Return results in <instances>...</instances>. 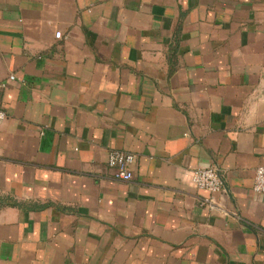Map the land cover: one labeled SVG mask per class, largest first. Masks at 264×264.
Returning <instances> with one entry per match:
<instances>
[{
	"label": "crops",
	"instance_id": "0c3cea01",
	"mask_svg": "<svg viewBox=\"0 0 264 264\" xmlns=\"http://www.w3.org/2000/svg\"><path fill=\"white\" fill-rule=\"evenodd\" d=\"M2 84L0 264H264V0H0Z\"/></svg>",
	"mask_w": 264,
	"mask_h": 264
},
{
	"label": "built area",
	"instance_id": "2783aa9c",
	"mask_svg": "<svg viewBox=\"0 0 264 264\" xmlns=\"http://www.w3.org/2000/svg\"><path fill=\"white\" fill-rule=\"evenodd\" d=\"M57 38H61V33H57ZM14 80V76H11ZM4 85H0V89ZM7 114L0 109V126L6 121ZM137 160V156L132 153L113 150L108 157V166L115 171V178L119 181L129 182L134 178L133 166ZM192 183L201 190L215 193L221 190L224 182L217 166L207 169L194 170L191 173ZM254 191L264 194V165L257 168L254 179Z\"/></svg>",
	"mask_w": 264,
	"mask_h": 264
}]
</instances>
